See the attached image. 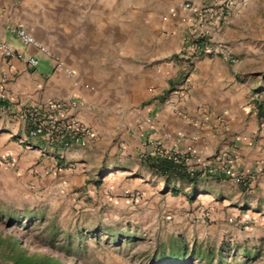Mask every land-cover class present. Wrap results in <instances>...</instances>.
<instances>
[{"label": "crops", "instance_id": "obj_1", "mask_svg": "<svg viewBox=\"0 0 264 264\" xmlns=\"http://www.w3.org/2000/svg\"><path fill=\"white\" fill-rule=\"evenodd\" d=\"M185 2L202 0H0V41L25 58L40 57L30 67L0 56V168L40 190L72 188L78 175L86 179L95 169L126 168L140 191L180 198L202 224L208 217L213 229L231 227L248 245L264 238V80L249 79L254 73L241 55L252 48L247 29H239L250 4L260 0L223 22L198 18L182 8ZM20 29L59 56L73 77L23 46ZM196 35L213 48L224 44L236 62L205 55L188 66ZM49 102L66 106L92 136L68 148L31 138L21 113ZM158 147L186 154L197 182L167 185L156 176L158 184H151L144 160L159 157ZM225 152L244 184L223 174L216 158Z\"/></svg>", "mask_w": 264, "mask_h": 264}, {"label": "rangeland", "instance_id": "obj_2", "mask_svg": "<svg viewBox=\"0 0 264 264\" xmlns=\"http://www.w3.org/2000/svg\"><path fill=\"white\" fill-rule=\"evenodd\" d=\"M249 7L239 30L247 29L252 49L241 57L254 73L249 79L263 81L264 0ZM117 169L78 175L72 188L40 190L11 168H0V264H14L8 259L13 249L63 264H264L263 237L247 245L231 227L213 229L208 217L202 224L180 198L140 191L136 174ZM154 177L149 180L155 186Z\"/></svg>", "mask_w": 264, "mask_h": 264}, {"label": "built area", "instance_id": "obj_3", "mask_svg": "<svg viewBox=\"0 0 264 264\" xmlns=\"http://www.w3.org/2000/svg\"><path fill=\"white\" fill-rule=\"evenodd\" d=\"M253 0H202L201 3L186 2L182 4V8L186 11H192L198 18L202 20L209 19L212 22H223L228 19L233 11L242 5L248 4ZM200 16V17H199ZM20 43L25 47H32L37 51L39 56L51 59L56 68L63 71L67 76L73 77V71L67 67L66 63L46 46L41 44L32 35L25 30L16 31ZM193 42L190 46V52L186 55L188 66H192V57L194 56H210V55H225L232 62L228 52L225 51L226 46L220 44L217 48L204 45L199 42L200 36H194ZM0 56L4 59H24L30 67L38 66L40 57H27L16 50L12 45L0 41ZM183 85L188 82V71L186 70L183 75ZM76 103H73L75 105ZM22 119L26 122L29 136L33 139H40L50 147L61 146L68 148L74 143L81 141L92 136V131L85 124L72 118L66 108L61 103L49 102L45 106L27 109L21 113ZM148 123L152 121L147 120ZM157 154L159 157L172 159L177 164H182L186 161V154L168 152L158 147ZM222 164V172L225 176L234 179L236 184H244L243 175H235L231 168L232 159L228 153H223L216 158ZM197 170H190L192 175H195Z\"/></svg>", "mask_w": 264, "mask_h": 264}, {"label": "trees", "instance_id": "obj_4", "mask_svg": "<svg viewBox=\"0 0 264 264\" xmlns=\"http://www.w3.org/2000/svg\"><path fill=\"white\" fill-rule=\"evenodd\" d=\"M199 42H203V40L198 41V43ZM262 109L263 106H259L260 113ZM262 114L264 115V113ZM144 161L150 167L149 169L153 172V174L163 178L167 185H170L175 181L186 182L189 184H195L197 182L199 173L197 172L195 175H192L185 162L182 164H177L169 158L152 156H148ZM3 243L4 241L0 240V247ZM14 243L17 242L14 241ZM8 259L14 264H63L56 258L39 254L28 255L23 250L15 251L14 249L12 250ZM179 259L180 258L177 260Z\"/></svg>", "mask_w": 264, "mask_h": 264}]
</instances>
